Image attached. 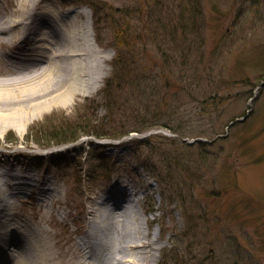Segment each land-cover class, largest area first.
<instances>
[{"label":"rangeland","instance_id":"obj_1","mask_svg":"<svg viewBox=\"0 0 264 264\" xmlns=\"http://www.w3.org/2000/svg\"><path fill=\"white\" fill-rule=\"evenodd\" d=\"M71 21L89 25L84 74H105L38 113L30 95L0 102V172L53 179L40 188L48 199L18 193L14 216L47 227L66 251L87 229L83 208L133 204L154 264H264V0H0V86L15 94L49 66L55 80L69 77V58L52 60L51 48L66 44ZM119 37L121 77L112 67ZM137 123L168 127L52 148L71 129L111 135ZM56 199L50 229L41 216Z\"/></svg>","mask_w":264,"mask_h":264},{"label":"bare ground","instance_id":"obj_2","mask_svg":"<svg viewBox=\"0 0 264 264\" xmlns=\"http://www.w3.org/2000/svg\"><path fill=\"white\" fill-rule=\"evenodd\" d=\"M14 23L15 21H11L10 25H12L9 27L12 28ZM65 30L68 32V40L64 45L58 42L54 44L56 47L51 48V54H53L51 59L53 60L57 55L67 56L70 60V76L55 80L49 74L53 69L49 66L43 73L32 75L28 79L17 82L19 89L15 94H10L8 85L5 87L0 86V102L13 100L14 98L22 100L21 98L30 95L31 98L35 99H33L34 104H32L30 110L38 113L46 105L49 106L55 101L68 104L78 93V90L84 86L97 87L98 82L102 80L105 74V67L92 77H87L84 74L87 66L83 56L90 48L89 42L91 41L88 23L83 22L79 26L71 21L65 24ZM34 31L35 29L31 33H34ZM29 38L25 39V43ZM30 40L34 41L32 38ZM20 42H24V40ZM17 49L33 51L37 50V46L25 50L24 46L21 47L18 44ZM15 66L16 64L11 62L10 67L14 68ZM23 69L26 70L24 67L20 70ZM44 74L45 77H40ZM52 79L53 84L51 85ZM0 84L3 85V82ZM47 89L50 90H48V96L45 97L42 92ZM41 97H45V99L40 100ZM0 116L5 118L3 113ZM3 173L0 172V257H3L2 260L5 264H154L155 258L152 254L154 243L148 240L149 235L144 230L143 222L138 217L139 212L135 209V205L128 204L122 209L120 208L121 203H116L108 209L101 201L99 203L100 207H96V210L87 209L85 211L83 208L84 213L90 216L86 222L87 229L84 235L75 240L73 244H70L69 249L65 251L64 247L60 249L56 234L51 230H47V227V229L33 228L30 220L26 217L17 219L18 214L14 212V205L11 203V200L15 199L16 193L26 192V187H31L34 194L40 191L41 196L48 199V195L51 194L49 189L40 188L41 185H50L49 180L53 181V179L42 180L43 182L40 184L38 179L37 181L35 179L31 180L29 176L22 173H16L13 176ZM19 179L20 181H18ZM57 201L58 199L51 203L49 217L52 215L53 210L58 212L55 207ZM139 203L140 201L137 199L136 204L138 206ZM113 209H116L118 213H112ZM41 217L43 222L52 229L53 224L50 222L55 221V218L51 216L45 221L44 217ZM151 223L152 221L146 220L145 227H148ZM63 224L65 225L64 222ZM9 246L14 248L10 253Z\"/></svg>","mask_w":264,"mask_h":264},{"label":"trees","instance_id":"obj_3","mask_svg":"<svg viewBox=\"0 0 264 264\" xmlns=\"http://www.w3.org/2000/svg\"><path fill=\"white\" fill-rule=\"evenodd\" d=\"M122 46H123V42H122L121 38L119 37L116 40V56H115V58L112 61V66H113V69H114L115 74H116L117 77H121L122 76L121 75L122 74L121 73V69H122V63L124 62V52H123ZM118 72H119V74L117 75ZM109 81H110V78L107 79V81L105 83L104 90L109 89V86H110ZM131 82H133V81H131ZM154 125L166 126L164 124H158V123H153V124H148V125H142V124H138L137 123V125L135 124L131 128L130 127L126 128V129L122 128V130L119 133L111 134V135L109 133H98L97 131H91V130H75V129H71V130H69L67 132L68 134H65V136H63V137L58 136V138L56 140H54V141H55V144L62 143V142H68V141H72V140L77 139L80 135H83V134H90V135H93V136H96V137H106V136L119 137V136H122V135H126V134H128L130 132H142V131L146 130L147 128H151ZM166 127H168V126H166ZM77 129H79V128H77ZM56 137L57 136H55L54 138H56ZM187 146H189V145H187Z\"/></svg>","mask_w":264,"mask_h":264}]
</instances>
